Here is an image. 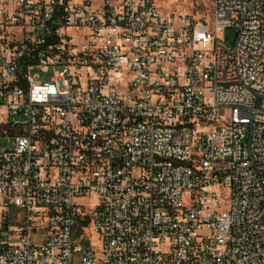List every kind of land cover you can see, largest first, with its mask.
I'll return each instance as SVG.
<instances>
[{"label": "built area", "instance_id": "1", "mask_svg": "<svg viewBox=\"0 0 264 264\" xmlns=\"http://www.w3.org/2000/svg\"><path fill=\"white\" fill-rule=\"evenodd\" d=\"M158 1L0 0V264H264V0Z\"/></svg>", "mask_w": 264, "mask_h": 264}, {"label": "rangeland", "instance_id": "2", "mask_svg": "<svg viewBox=\"0 0 264 264\" xmlns=\"http://www.w3.org/2000/svg\"><path fill=\"white\" fill-rule=\"evenodd\" d=\"M214 0H159L160 10L165 14L182 13L195 17L196 19H207L211 16ZM234 30H225L221 33L228 45H232L235 41ZM18 121H22V117H17ZM0 144L4 147L11 148L12 143L6 139H0ZM86 199L80 200V204L88 207Z\"/></svg>", "mask_w": 264, "mask_h": 264}]
</instances>
